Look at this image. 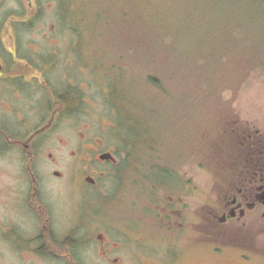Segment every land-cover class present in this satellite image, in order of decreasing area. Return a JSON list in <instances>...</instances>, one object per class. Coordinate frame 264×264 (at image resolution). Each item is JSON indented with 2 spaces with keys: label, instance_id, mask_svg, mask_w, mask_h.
Segmentation results:
<instances>
[{
  "label": "flooded vegetation",
  "instance_id": "obj_1",
  "mask_svg": "<svg viewBox=\"0 0 264 264\" xmlns=\"http://www.w3.org/2000/svg\"><path fill=\"white\" fill-rule=\"evenodd\" d=\"M55 31L43 32L41 42L53 46L46 39L60 37L66 53L49 54L41 47L22 53L12 41L11 60L0 61V103L5 104L0 111L2 118L15 119L11 126L0 120V146L19 145L29 157L25 178L32 186L29 191L28 184L26 196L23 192L18 200L36 220L43 218L40 229L47 231L43 235L54 239L53 208L47 209L45 201L52 203L51 196L42 194L46 187L41 171L47 168L51 180L76 185L71 222H80L85 211L90 219L87 204L100 200L101 213L95 218L102 226L95 228L101 230L91 242L102 248L107 264H264V110L236 111L214 125L217 131L208 147L214 170L207 180L206 144L200 138L205 123L198 116L197 127L193 125L189 105L182 125L183 130L191 125L193 135L183 132L181 138L170 126L158 131L151 104L157 96L151 94L136 95L132 102L128 94L122 97L121 109L134 119L129 126L123 120V125L111 127L120 133L114 139L113 132L98 134L92 123L78 122L70 37L67 42L62 31L59 35ZM3 53L0 50L1 60ZM15 54L23 61L14 62ZM49 55L51 61L61 55L62 70L57 72L53 62H42ZM120 98L116 95L115 105L109 104L114 98L105 99L112 116ZM166 98L170 97L162 99ZM66 155L69 168L63 165ZM69 170L76 173L75 179L68 178ZM116 174L122 201L117 216L101 201L107 180Z\"/></svg>",
  "mask_w": 264,
  "mask_h": 264
},
{
  "label": "rangeland",
  "instance_id": "obj_2",
  "mask_svg": "<svg viewBox=\"0 0 264 264\" xmlns=\"http://www.w3.org/2000/svg\"><path fill=\"white\" fill-rule=\"evenodd\" d=\"M201 7H214L220 11L222 23H232V19L238 18L248 29L250 18L264 20V0H0V50L6 52L0 61L5 64L11 60L8 61L11 56L8 50L14 51L12 41L13 47L22 53L25 48L30 52L37 47L52 54L59 50L66 53L68 49L61 47L60 37L46 39L54 43V47L46 45L44 39L41 42L43 32L56 30L59 35L62 31L67 42L70 37V51L74 58L71 70L76 75V85L73 89L80 104L77 121L92 123L98 134L113 132L111 137L114 139L120 133H115L111 127L123 125V120L127 126L131 125L134 115L122 110L120 105L112 116L106 100L113 101L114 98L109 104L115 105L116 95L128 94L127 100L132 102L136 95L145 97L151 94L157 96V101L151 104L156 113L158 131L170 126L171 131L176 129L181 138L183 132L193 135L189 129L191 125L184 130L182 125L189 105L193 110L190 115L193 125L197 127L198 116L205 123L200 138L206 144L205 175L208 180L214 170L209 162L211 149L208 147L210 138L217 131L215 126L236 115V111L264 110V31L246 30L248 32L240 38L245 51L235 47L221 51L216 58L218 67L215 65L212 69L207 62V71L202 66L195 68V59L201 57L208 61L214 45L222 42L219 34L214 37L205 32L215 28L217 22L214 16L213 20L205 22L199 14ZM152 16L155 22L164 21L165 25L160 27L152 23L149 20ZM170 28L174 29L173 33L168 31ZM167 46L176 47L171 55L163 51ZM52 56L42 62H53L59 72L63 68L62 57L57 55L51 61ZM147 58L155 61H151L152 64L141 62ZM182 58H186L184 64ZM14 59V62L23 61L22 56L16 54ZM156 79L161 87L146 82ZM125 80L130 82L129 88ZM4 94L8 95V91ZM164 96L170 98L163 100ZM132 104L134 109L136 103ZM4 105L0 103L1 107ZM4 116L1 110L0 120L6 126L15 123L14 117L5 119ZM166 120L165 125L163 121ZM17 131L14 129L13 132ZM194 156L190 159L194 160ZM28 158L19 145L13 148L0 146V264H107L101 257L102 248L91 242L101 230L95 228L102 226L95 218L96 214L100 215V200L87 204L91 221L87 220L85 211L80 222H71L76 185L51 180L47 168L41 171L42 183L46 187L42 194L51 196L52 203L48 199L45 201L47 209L48 205L53 208L54 223L50 233L54 239L49 233L48 238L43 235L47 232L40 229L43 218L36 220L22 205L23 200H18L24 197L23 192L26 196L28 184L29 191L32 186L31 180L25 178L29 174L26 172ZM63 165L69 168L67 155ZM61 167L62 162L57 164L58 169ZM68 178L75 179L76 173L69 170ZM120 185L116 174L107 180L101 197L106 208L113 209L116 216L122 202ZM48 240L49 245L46 244Z\"/></svg>",
  "mask_w": 264,
  "mask_h": 264
},
{
  "label": "trees",
  "instance_id": "obj_3",
  "mask_svg": "<svg viewBox=\"0 0 264 264\" xmlns=\"http://www.w3.org/2000/svg\"><path fill=\"white\" fill-rule=\"evenodd\" d=\"M204 6H206V5H204ZM216 6H217V2H216ZM251 11H252V9H251ZM199 14L204 17V21L205 22H210L215 17V22H217L215 28L209 29V31H205V32H208L210 35H212L214 37H216L219 34V36L222 38L221 44H215L214 47L212 48L213 49V54L210 53V59L208 61H206L204 58H201V57L194 60V63H196L194 65V67L197 68L198 66H202L204 68V71H207V69H206V63L207 62L211 65V68L212 69L215 67V65H216V67H218L217 66V63H216V58H217L218 54L221 51L232 50V48H234V47L235 48L242 49V50L245 51V49H243V44L240 41V38H241V36L244 33L248 32V31H251V32L252 31L253 32H261V31L263 32L264 31V20L262 18H258V19L250 18V25H249V29H248V28H246L245 23H243L238 18H236L234 21L232 19V23H222L220 21V16H221L222 13L220 11H218L217 9H215L214 7L213 8L201 7V10H200V13ZM149 20L152 23L159 25L160 27H162V26L165 25V22L164 21H162V22H155L154 21L155 20V17H153V16H152V18L149 17ZM180 24H181V22L178 23V24H176V26H179ZM126 26H128V24ZM154 27H156V25ZM246 30H248V31H246ZM168 31H170V32L173 33L174 32V29L173 28H170V29H168ZM232 40H236V41L233 42V43L228 42V41H232ZM168 46L166 47L167 49L166 50H163V51H165L164 53H168L169 52L170 53L169 55H171V53L174 52V49L176 47H174V46L168 47ZM160 48L161 49H164L165 47H160ZM185 59L186 58H182V63L183 64L185 63ZM151 61L154 62L155 60L152 59V58H147V60H145V61H142L141 60V62H143L145 64H149V63L152 64ZM179 62H180V59L177 61V63H179ZM154 65H155V63H154ZM208 72H210V71H208ZM132 74H130V75L132 76ZM136 80H138L139 82H142L140 79H137L136 78ZM156 80L157 81H155V80H148L146 82L148 84H150L151 86H153V85L156 86L157 85V86L161 87V84L158 83V79H156ZM125 81H127V80H125ZM122 100L123 99H122V96H121V98L119 100V103L123 107L124 104H123Z\"/></svg>",
  "mask_w": 264,
  "mask_h": 264
},
{
  "label": "water",
  "instance_id": "obj_4",
  "mask_svg": "<svg viewBox=\"0 0 264 264\" xmlns=\"http://www.w3.org/2000/svg\"><path fill=\"white\" fill-rule=\"evenodd\" d=\"M102 157L104 158V157H106V155H102Z\"/></svg>",
  "mask_w": 264,
  "mask_h": 264
}]
</instances>
